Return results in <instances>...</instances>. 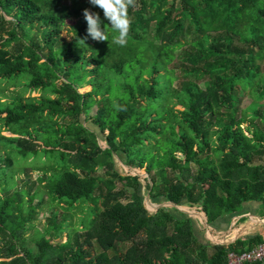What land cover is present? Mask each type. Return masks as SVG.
Wrapping results in <instances>:
<instances>
[{
	"label": "trees",
	"instance_id": "1",
	"mask_svg": "<svg viewBox=\"0 0 264 264\" xmlns=\"http://www.w3.org/2000/svg\"><path fill=\"white\" fill-rule=\"evenodd\" d=\"M95 8L88 0H0V83L18 88L0 101V264H222L230 250L261 243L215 245L208 256L191 218L167 208L150 215L140 178L115 168L145 170L153 204L186 205L207 223L245 201L264 207V166L254 163L264 157V110L246 119L234 107L238 88L264 94V0H136L124 46L112 43L101 9L108 40L80 42L82 12ZM91 109L96 131L81 122ZM40 156L53 161L51 202L67 212L91 207L83 234L67 233L65 242L71 217L55 213L33 254L23 249L33 231L30 189L18 190L13 178L15 164ZM99 167L109 173L95 177ZM83 179L97 195L77 186Z\"/></svg>",
	"mask_w": 264,
	"mask_h": 264
},
{
	"label": "rangeland",
	"instance_id": "2",
	"mask_svg": "<svg viewBox=\"0 0 264 264\" xmlns=\"http://www.w3.org/2000/svg\"><path fill=\"white\" fill-rule=\"evenodd\" d=\"M167 3H170L167 2ZM66 4V3H65ZM68 4V3H67ZM91 12H95L99 14L100 9H89ZM76 22L75 19H70L67 21L68 26L74 25ZM152 35V31L149 36ZM61 37L67 38V33L63 31L61 33ZM180 50H175L174 55H178ZM176 58L173 59L171 64L176 63ZM171 66V65H170ZM260 69L262 71L261 76L264 77V62L260 64ZM208 82L206 79L197 81V85L200 88H203V83ZM180 83V78L175 79L173 82V88H176L178 84ZM261 86V83L257 84V88ZM256 88H253L252 90L250 88H238V95H237V103L235 104V113L236 117L243 116L246 119L251 118V109L254 110H264V94L263 96L259 98H255L254 96V90ZM18 91V88L13 87L12 85L9 86V84H2L0 83V101L5 102L6 96L9 94H12V92L16 93ZM87 92L90 91V88L86 89ZM25 98L29 97V94H25ZM33 98H37L38 95H32ZM175 110H180L178 106L174 107ZM95 109H91L90 111H87L85 115L81 117V122L83 126L91 131H96V129L91 125L90 118L95 117ZM176 129V128H175ZM1 136L5 138H11L12 136L8 133H5L3 130H1ZM98 146L101 150L105 149V145L102 142L101 139H98ZM154 145V143H152ZM39 145V144H38ZM40 146V145H39ZM7 156L4 154L3 158H6ZM104 160V157L101 155L97 158V164L102 163ZM255 164H261L264 166V157L260 160H255ZM53 164V161H47L46 158L43 156H40L38 160H31L28 159L24 162H19L15 164V170L18 171V175L16 174L14 176V181L16 180V186L18 190H28L30 196L32 197L31 205L34 207V216L32 217V227L33 231H28L24 234V244L23 249H29L33 254L36 253V246L34 245V241L41 235L44 234L45 230L47 229V221L55 214H58V218H60L62 215L70 216V219L66 220V226H68L67 231L63 232L60 236V240L62 242L66 241V234L71 233V236L83 234V225L87 223L89 220V207L91 205H83L82 207H76L73 208L70 212L64 211L66 210L63 207V204L56 205L55 203H52L49 196L46 193L45 185H46V177H48L52 171L48 170ZM192 169H194V166H191ZM44 170V172L36 171V170ZM116 170L124 176H131V177H139L140 178V184L141 189L144 196L145 201V207L148 210L150 215H153L156 213L160 208H167V209H175L177 212L183 214L184 216L188 218H192V216H195L196 218L201 219L202 214L197 209H189L186 207V205H182L179 207H175L172 204L168 203H160L159 205H155L152 203V201L148 197V191H147V184L148 181H150L149 176L146 174L145 170H130L129 168L123 166L121 163L116 162ZM104 167H99L97 169L95 177L102 178L107 174ZM41 180V181H40ZM24 183L26 184L24 186ZM205 186H207L208 182H204ZM78 187H80L84 192L91 193L94 196L97 195V190L95 189V183L89 180L83 179L80 183L77 184ZM123 187V180H120L116 186V190H121ZM29 198H24L25 203V209L28 206ZM39 205V207H37ZM77 208V209H76ZM200 217V218H199ZM124 246L118 245V250L120 252L124 251Z\"/></svg>",
	"mask_w": 264,
	"mask_h": 264
},
{
	"label": "crops",
	"instance_id": "3",
	"mask_svg": "<svg viewBox=\"0 0 264 264\" xmlns=\"http://www.w3.org/2000/svg\"><path fill=\"white\" fill-rule=\"evenodd\" d=\"M240 206L235 213L222 215L211 223H207L204 216L199 220L192 216L193 234L207 247L208 256L215 245H231L255 236L264 238V207L257 201H245Z\"/></svg>",
	"mask_w": 264,
	"mask_h": 264
},
{
	"label": "clouds",
	"instance_id": "4",
	"mask_svg": "<svg viewBox=\"0 0 264 264\" xmlns=\"http://www.w3.org/2000/svg\"><path fill=\"white\" fill-rule=\"evenodd\" d=\"M88 2L103 12V17L108 21V25L116 35L112 38V43L124 46L127 43V36L130 31L131 19L128 16V8L135 6L136 0H88ZM86 22V37L81 39V43L90 37L93 41L104 42L108 40V36L102 28L100 16L84 9L82 12Z\"/></svg>",
	"mask_w": 264,
	"mask_h": 264
},
{
	"label": "built area",
	"instance_id": "5",
	"mask_svg": "<svg viewBox=\"0 0 264 264\" xmlns=\"http://www.w3.org/2000/svg\"><path fill=\"white\" fill-rule=\"evenodd\" d=\"M252 262H264V238L261 243L250 248L241 251L230 250L222 264H248Z\"/></svg>",
	"mask_w": 264,
	"mask_h": 264
}]
</instances>
